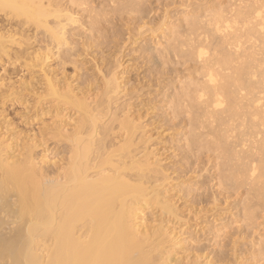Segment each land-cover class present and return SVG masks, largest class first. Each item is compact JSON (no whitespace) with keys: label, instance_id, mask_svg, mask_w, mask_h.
I'll return each mask as SVG.
<instances>
[{"label":"bare ground","instance_id":"obj_1","mask_svg":"<svg viewBox=\"0 0 264 264\" xmlns=\"http://www.w3.org/2000/svg\"><path fill=\"white\" fill-rule=\"evenodd\" d=\"M258 1L259 2L255 3V5H257L253 8L251 7L254 4L251 5L249 8L250 10L246 14H244L246 11H243V13H238V11L234 13L237 18H235V20L233 18L231 20L230 18L231 23L227 20V17H224L225 15L222 16L223 14L221 15V13L208 14L205 20L203 18L202 21L206 25L205 28L210 27V29L207 28L209 29V35L210 32L215 34L218 33V35L224 33L226 35H231L229 38L224 37L225 40L223 39V35H220L222 40L219 44V49L224 51V48L226 49L225 45L231 39L230 41L232 42L230 43L229 41L228 46L230 44H232V46L234 45L233 47L236 48L235 52L238 53L241 48L240 46L244 45L240 44L242 43L240 39L244 36L246 41H254L256 38L257 40L262 39V42L260 41V46H264V0ZM52 2H50V0H0V14H5L4 16L8 17L9 21H13L14 19L19 21L15 26L10 24L8 29L0 31V95L3 92L7 93L9 91L10 93L12 91V93H8V95L5 96H8L6 98H9V100L12 96L11 100L13 101L14 98L18 99L19 96H22L24 93H22V91V94L18 92L19 94L16 95L15 90L18 91L17 83H14L16 79L13 81L10 77H7L5 66L9 65L10 67V65H14L22 59L23 61L31 59V62L33 61L31 68H38V71L36 70L35 73L37 77L43 80L44 85L42 83L41 85L44 89L41 85L40 86L44 90L43 92L46 93V95L43 93L46 99L49 95L51 96L48 97L49 99L53 97L57 105L64 107L62 108V110H65H63L64 113L70 111L67 113L68 116L64 114L65 119L61 116L63 118H60V120L58 119V121L55 120V123H53V121L51 123L52 125H46V135H49V137L42 136L41 138H37L39 140L48 137V140L50 138V140L53 139L55 143H65L67 146V150L64 153L65 155L61 156L59 160L57 159L58 161L54 160L52 164H50L51 166L53 165L51 169L48 168L49 166L46 168L48 165V159L46 161L47 156L43 154L38 155L35 150L40 147V144L42 146L44 142L39 143L37 140H34L36 136H34V132L30 133L32 130L28 132L31 135L30 137L33 136L32 138L27 134L28 136L26 135L27 137L25 136L24 139L20 138V140H17L20 136H15L17 134L16 132L14 133L15 135L13 134L14 136L11 135V142L14 141V145L6 143L7 141L4 139L6 135L4 132V134H2L5 136L0 134V264H194L195 262L190 263V261L187 260V262H185L184 259L180 258L181 256L177 255L179 254L178 252L176 254L173 252L176 244L180 241L176 242L177 237H175V233H169L167 231L165 225H167L168 222L163 223V221H159L158 223H154L155 221H153L155 224L153 226L148 222L149 220L146 213L153 207L156 208L155 211L175 219L178 217V211H176L175 205L173 204L174 200L172 202L170 199L171 197L169 198L167 195V188L164 189L162 188L164 186H160L164 181L159 183L160 181L153 180L155 174H158L160 169L158 168L159 166L156 165L159 162L151 157L155 154H151L150 156V151L152 150L149 151L150 153H148V151L144 153L143 150H145L146 147L142 150L143 154L140 153L141 151L136 152V154L132 152L135 146H133V138L136 139L137 137H135V135L141 133L142 135H139V137H141L140 139L144 137L143 131L140 133L138 132L142 129L139 120L133 116L134 114L131 115L130 111H128L129 109H127V111L125 110V112L121 109L122 114L119 112L120 114H118L120 116L115 115L116 117L112 115L114 118L112 117L110 120V123H116L115 128H108L109 123L107 122L106 124V120L103 121L106 117L104 113L106 112V108H104V111L101 109L106 105L108 111L111 100L114 99V97H119L117 95H120L123 87L121 86L120 79H122V75L125 72L116 74L117 72L115 71L117 69H111V73L110 71L108 72V77H104L100 82L101 84L96 93L94 95H89L87 90H85L86 94L80 91L75 92V89L67 82L68 80H58L56 77L50 75L49 72L51 71L47 70L46 67L47 60L50 58L49 54L52 53L50 48H46L45 50L41 49L45 51L44 53H42V51L40 52L41 47H37L38 51L34 49L33 52H29L30 45L34 43L32 42L31 44L30 40L33 41L32 38H35V34L26 35L29 28H32L35 32L39 30L45 31V33L50 36L48 37L51 38L57 46L61 47L62 43L66 41L64 36L65 27H68L67 23H76V19L73 18L71 14L63 13L64 10H60V7L55 8V6L51 4ZM50 17L55 19V24H48V19ZM194 18L193 20L191 18L192 21L190 22L188 20L190 18L187 20L192 25L191 27L198 26L199 31V25L203 23L201 22V18H199L200 21H196ZM240 19L242 20L240 25L243 24L242 28H240L244 30L243 27H245L246 29L241 31L242 33L240 32L241 34L238 35L240 28L237 29L239 30L237 33L234 26H236L235 23L237 24L236 20L240 22ZM230 24L233 25L231 26ZM25 25L26 27H24ZM233 29L235 30L232 31ZM225 34L224 36H226ZM251 42H249V44H251ZM202 45L204 46L203 43ZM168 46L164 49L161 48L159 51L156 49V53L159 54L157 55H161L162 57L167 56L169 53L174 54V51L170 50ZM197 46L198 48H196ZM197 46H195V48L194 46L192 47V49H197L196 52H193V55L197 61L199 60V62H201L202 60L205 62V64L201 62L204 65L202 71L205 70L202 75L204 76V81L202 80L200 84L197 82L196 85L187 83L181 88L180 97L187 99L189 102V107H185L193 109L194 105V107L196 106L195 110L199 107L198 109L201 111L198 110L199 114L197 113V115L195 114L196 117L194 116L196 118L194 121L198 123H201L199 121L200 118H202L204 120L209 119L211 122L217 120L219 125L220 123H225V125L227 123V126L232 123V119L239 116L240 111L243 109L246 110V114L244 113L243 115L249 118L248 122L250 120L249 126L247 127L250 132L242 134V136H246L245 138L247 139L244 138L245 140L241 141L240 149L243 150V148L245 149L247 147L249 149L241 151V156V152L229 149L230 153L228 152V160L232 161V159H235L237 156V158H239L238 160H242L243 164L241 163V165L243 171L240 169L237 174L241 179L246 178V180H248L249 178L247 179V177L249 176V180H251L257 175V172L258 174L260 173V176L262 174L264 177V159L259 161V166L256 165L257 163H255L256 166H254L253 161L256 159L253 160L251 158V151H256L258 153L263 152L264 154V140L262 139L261 142L259 139V142H257V140H253L252 138V136L256 138L255 135L257 130L255 129H257L258 126V124L257 126L254 125V123H259V127L260 125L264 126V104L263 102L261 103L263 99L261 98L262 93L259 95L262 91L258 90H262L264 87V70L261 68L262 65H264V60L262 61L263 64L260 65L262 62L259 63L255 60V55L257 53L253 54L250 52V55H248L247 52L245 55V51L244 53L240 52V55H243H241V57H238L239 55L234 56L235 52L232 55V53H226L224 51L225 53L222 52L223 54H217L219 58L217 55L216 58L213 55L210 57L207 55V59H205L207 52L205 48L206 45L204 46L206 52L203 48L201 49L200 44ZM255 48L257 50L258 46ZM212 52H214V50ZM208 53L209 52H207V54ZM190 55L192 56V54ZM235 62L236 64L238 62L240 63L238 65L239 67L235 68L232 74L226 73L225 75L223 73V76H221L222 74L219 72V76L216 74L217 71H215L216 68L214 67H217V69L221 67V70L224 71L225 69V71H227L230 67L233 68ZM257 66L258 69L261 68L263 71L261 69V71H258L256 69ZM218 70L221 71L220 69ZM20 75L22 74L20 73ZM9 76L11 75L9 74ZM220 77L222 78L220 79ZM11 80L13 82H10ZM12 83L16 84V88L12 86ZM33 84L35 85V83ZM11 86L15 89H11ZM24 86L30 87L31 84L29 86L25 81V83L23 82V84L19 86V89L22 90L21 88ZM30 88L27 90L30 91ZM41 88L38 87L39 91ZM32 89L36 90L37 88L34 86ZM99 91L101 92L99 93ZM41 92L42 91H40V93ZM43 94L41 96H43ZM2 96H4V93ZM100 96H102V100H100ZM243 101L246 103L243 104ZM103 103L105 105L101 106ZM57 105L55 104L58 108ZM127 106L128 105H126V107ZM45 109H47L48 112L49 108H44V110ZM109 113H111V110ZM107 114L108 113H106V115ZM222 114L227 115L226 119L222 117ZM42 115H45V113H42L40 116L42 117ZM226 120L230 121V123ZM244 120L247 121V119ZM258 120L260 122H258ZM46 126L44 128H46ZM114 129L116 130L114 131ZM7 131L5 129L6 133ZM10 131H13V129ZM231 132H233V130ZM253 132L255 135H252ZM111 135L112 137H110ZM226 135L228 138L229 134ZM108 137H110L109 141L107 139ZM220 138L222 140L218 139V144H224L225 138ZM249 138H252V140ZM146 140L148 139H145V141ZM46 141L45 144H47ZM140 141L139 143H141ZM147 143L146 141V144ZM42 148H44V146ZM249 159H251L250 163H248V161H250ZM154 167L159 170H155ZM149 173L150 176L153 173V177H149ZM160 174L162 173L159 171V175ZM246 175L248 176L246 177ZM259 175L256 176V178H259ZM148 178H152L150 181H154H152L154 183L152 184L153 186L150 185L151 183H147L149 181ZM155 178L159 179L157 175ZM156 182L159 184H155ZM146 183L149 185L146 186ZM263 193L264 191H261L257 197L259 199L260 197L263 198ZM152 210L149 212H152ZM248 211L251 213L250 209H248ZM161 213L158 214V217ZM246 216L248 215L246 214ZM170 234H174L175 236H173L175 239ZM173 257H175V259ZM199 263L196 262L195 264Z\"/></svg>","mask_w":264,"mask_h":264},{"label":"rangeland","instance_id":"obj_2","mask_svg":"<svg viewBox=\"0 0 264 264\" xmlns=\"http://www.w3.org/2000/svg\"><path fill=\"white\" fill-rule=\"evenodd\" d=\"M52 1L54 0H50V2ZM256 2L259 1L55 0L51 3L53 6H55V8L60 7V10L63 9L65 11H63V13L71 14L72 17L76 19V23H67L68 27H65L66 30L64 36L66 41L62 43L61 47L57 46L51 40V38H49L50 36L43 30L35 32L32 30V28H29V31L26 32V35L35 34V38H32L33 41L30 40L31 44L32 42L34 43L30 45L29 52H33L34 49L37 50V47H41L40 52L42 51V53H44L46 48H50L52 53L49 54L50 60H47V64H49H46L47 70L51 71L49 72L50 75L56 77L58 80H68L67 82L71 84V86L75 89V92L80 91L85 93V90H87L89 95H94L98 90V87L101 84L100 82L103 80V78L108 77L109 71L111 73V69H117L115 71L117 72L116 74L125 72L122 75V79H120L123 90L121 89L120 95H117L119 97H114V99H112L109 104L110 108L108 111L110 112L111 110V113L107 111V107L104 103L101 104V106L105 105V107L102 109L99 107L103 111L105 110L104 108H106V112H104L106 117L103 119V121L106 120V124L107 122L109 123L108 128H115L116 123H110V120L112 117L114 118L115 115L120 116L119 112H121V109L122 111L124 110V112L125 110L127 111V109H129L128 111H130L131 115L134 114L133 116L139 120L142 129L140 128L141 130L139 129L140 131L138 132L140 133L143 131L142 133H144V137L140 139L141 137H139V135L141 136V133L139 135H135V137L137 136L136 139L133 138V146H135H132L134 151L132 150V147L131 150L134 154L140 151L141 154H143V152L145 153V151H148V153L151 152L150 156L151 154H155L151 157L153 159L155 158V161L159 162H156V165L159 166L157 167L160 170L155 168L156 166L154 169L157 171L159 170L160 173L164 174L159 175L158 171V174L156 173L155 177L157 175V178L159 179L154 177L153 180H158L160 181L159 183L164 181L162 184H160V186H164L162 187L164 189L167 188V195L169 198L171 197L170 199L172 202L174 200L173 204L175 205L176 211L179 212H177V220L173 217V219L171 217L170 219L165 214L155 211L156 208L153 207L151 208V210L153 209L152 212H149L151 211L149 209L148 213H146V216L149 220L148 222L152 226L155 225L154 223H158L159 221H163V223L168 222L167 225L164 224L167 228V231L169 233H175L176 236L174 234L170 235L173 238L174 236L177 237L176 242L180 241L176 244L173 252L175 254L178 252L179 254L177 255L181 256L180 258L184 259L185 262H200L199 264H264V196L263 198L260 197V199L257 197L261 191H264V177L262 174L260 176V173L258 174L257 172L256 176L259 175V178L254 176L251 180H249L250 177L246 175V177L248 176L247 179L249 178L248 180H246V178L241 179L237 174L240 169L243 171L241 165V163L243 164L242 160H238V156L236 157L237 160L236 158L232 159V161L228 160V152L230 153L229 149H232L233 151L236 150V152L249 149L248 147L245 149L243 148V150L240 149L241 141L247 139L245 138L246 136L244 137L242 134L250 132L248 131L249 129H247L250 120L248 122L249 118H247L246 115H243L246 110L243 109L240 111V117L238 116L232 119L233 121L231 120L232 123L230 125L228 124L229 126H227V123L226 125L225 123H220L219 125L217 120H213V122H211L209 119L204 120L202 118H200V121L198 120L201 123H198L194 120L196 119L195 117L197 113L199 114V111H201L198 109L199 107L196 109L197 111L195 110L196 106L194 107V105L193 109L185 107H189V102L187 99L180 97L181 88L184 85L187 83L196 85L197 82L200 84L204 78L202 75L205 70L202 71V67L204 66L203 64H205V62L201 60V62H204L202 64L199 62V60L197 61V59H195L193 52H196L197 49H192L193 46L195 48V46L199 44L201 46L202 43L204 46L206 45L205 48L207 52H209L208 54L204 46H201V49L203 48L206 52L205 59H207V55L208 57L213 55L215 58L217 56L219 58V55L217 54L226 52L232 53L233 55V53L236 51V48L233 47L234 45L232 46V44H230V48L228 46L231 39L225 45V52L219 49L218 47L222 40L221 36L223 35L224 39V37L229 38L231 35H226L224 33L226 35L224 36V34L218 35V33L215 34L210 32V36L208 32L210 27L205 28L206 25L202 21L203 18L205 20V17L208 16V14L211 15L221 13V15H225L224 17H227V20L231 23L232 18L234 20L237 18L234 13H237V11L238 13H243V11H246L244 12V14H246L250 10L249 8L251 5L254 4L251 8L257 5H255ZM4 15L2 13L0 14V31L8 29L10 24L15 26L19 22L15 19L13 21H9L8 17ZM191 18L192 20L194 18L196 21H200L199 18H201V22L203 24L199 25V31L198 26L191 27L192 25L189 23L192 21ZM49 19V25H52V23L55 24V19ZM237 20V24L235 23L236 26H234L236 30L233 29L232 31L235 30L238 33L239 30L237 29L240 27L242 28L243 24L240 25L242 22L241 19L240 22ZM233 21L232 23L234 24ZM233 24L230 25L232 26ZM24 27H26V25ZM241 28L238 35L242 33L241 31L246 29L245 27H243L244 30ZM242 38L244 39L245 36ZM242 38L240 39L242 40V43L240 44L244 45H241L240 47L242 48L243 46L244 49L240 48L238 53H234V56L239 55L238 57H241L242 54L240 55V52L244 53V51L245 55L247 52L248 55H250V52L253 54L257 53L255 55V60H257L259 63L262 62L264 60V46H260L262 39L257 40L256 38V40L254 39L255 42L252 40L251 42L246 41V39L243 40ZM188 40L193 41H190L192 42L190 43ZM231 42L232 41H230V43ZM249 42H251V44H249ZM167 46L170 50L174 51V54L169 53L167 56H158L159 54L156 53L157 50L159 51L161 48L164 49ZM257 46L258 48L256 50L255 47ZM175 48L177 51H180L177 52ZM196 48H198V46ZM213 50L214 52H212ZM230 50L233 51L231 52ZM190 54H192V56ZM29 61L31 62V59H26V61H23L22 59L17 62L20 64L15 63V66L10 65V67L9 65L5 66L7 77H10V79L13 81L16 79L14 82L17 83L18 87V91L15 90L16 95L19 94L18 92L21 93V91L24 93H21L22 98L19 96L18 99L14 98V101L11 100L12 96L10 97V100L9 98H6L8 96L5 95H8L9 91L7 93L3 92L5 97L2 96L3 93H1L0 134L2 136L6 135L5 138L3 137L7 141L6 143H11L14 145V141L11 142L10 136H14L15 132L18 134L15 136H20L17 138V140H20V138L24 139L27 134H29L30 137V133L34 132L33 134L36 136V138L34 137V140H37L39 143L44 142L42 146L40 144V147L38 149L36 148L35 150L38 155L43 154L47 156L46 161L48 159V165L46 168L49 166L48 168L51 169L53 168V165L51 166L50 164H52L54 160L58 161L61 156L65 155L64 153L67 150V146L65 143H55L53 139L50 140V138L48 140L47 138L49 135H46V125H50L53 121V123H55V120L58 121L60 118L62 119L65 116L64 114L68 116L67 113L70 111H66L67 113H64L65 110H62L64 107L57 105V102H54L53 97L49 99L48 97L51 96L48 94L46 99V93L43 92L44 87L41 85V83L43 84V80H41L40 77H37V74L35 73L36 70L38 71V68H31L33 61L31 63ZM236 62L233 65V68L230 67L231 69L229 68L230 70L227 69V71H225V69L224 71L221 70V67L218 68L221 70L219 71L217 67H214L216 68L215 71H217L216 74H218V76L219 73L222 74L221 76L224 74L226 75V73L232 74L234 69L239 67L238 65L240 62L237 64ZM263 62L260 65H262ZM261 68L264 70V65H262ZM256 69L258 71L262 70L258 69V66ZM20 73L22 75H20ZM9 74L11 76H9ZM23 77L27 78L25 79ZM221 78L222 77H220V79ZM12 80L10 82H13ZM25 81L26 84H29V86L31 84L30 87L34 88L35 86L37 89L35 90L28 86H24L21 88L22 90H20L19 86H21L23 82L25 83ZM30 82L35 83V85ZM14 83H12V86L16 88V84ZM40 85L43 87V89ZM12 86L10 87L11 89L13 88ZM38 87L41 88V93ZM29 88L30 91L27 90ZM263 89L264 87L262 90L258 89L262 92L259 93L258 90L257 92L259 95L262 93L261 98L263 99L261 100V103L263 102L264 104ZM100 92L101 91H99V93ZM10 93H12V91ZM42 94L43 96H41ZM100 97L99 99L102 100V96ZM245 103L246 102L243 101V104ZM55 104L59 109L55 106ZM126 105L128 106L126 107ZM44 108H49L48 112L47 109L44 110ZM59 111L62 115L59 113ZM42 113H45V115H42L41 117L40 115ZM106 113H108V116ZM226 116L227 115L222 114V117L225 119ZM63 119H65V117ZM244 119H247V121ZM194 122L195 124L197 122V124L195 125ZM227 122L230 123V121ZM258 122L260 121L258 120ZM254 125L257 126V129L255 130H257L258 135L257 132L256 135L253 132L252 135L254 134L256 138H254V136H252V138L253 140H257V142H259L260 139L262 142V139L264 140V126L260 125L259 127V123H254ZM45 126L46 128H44ZM5 129L6 131L8 130L7 133L5 132ZM9 129H13V131H10ZM116 129H114V131ZM231 129L233 132H231ZM30 130L32 131L30 132ZM3 132L5 135H3ZM226 134H229L230 136L228 135L227 138ZM42 136L48 137L39 140L37 139L41 138ZM110 137H112V135ZM110 137L107 138L108 141ZM220 137H223V139L225 138L224 144L222 143L225 146L218 144L217 140L221 139ZM252 138L249 139L252 140ZM43 139L45 141L47 140V144H45ZM145 139H148L146 140L148 142L147 144ZM139 141L141 143H139ZM43 146L46 149L42 148ZM144 148L146 149L143 150ZM251 152V158L253 160L256 159L253 161L254 166H256L259 164L261 159H264V154L263 152ZM241 155L242 152L240 156ZM257 155L261 156L258 157ZM249 160L250 161H248V163L251 162V159ZM255 163L257 164L255 165ZM148 176L151 177L150 173ZM150 179L152 178H148L149 181ZM153 180L150 182L148 181L147 183H151L150 185H152L154 184ZM147 183L146 186L149 185ZM157 183L158 182L155 184ZM248 209L251 210V213L248 211ZM159 213L162 214L159 215L161 220L158 217ZM246 214L248 216H246ZM153 221L155 222L153 223ZM173 258L175 259V257Z\"/></svg>","mask_w":264,"mask_h":264}]
</instances>
